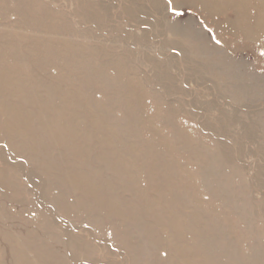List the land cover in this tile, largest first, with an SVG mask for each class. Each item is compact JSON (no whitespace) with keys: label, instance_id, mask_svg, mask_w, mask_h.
I'll return each mask as SVG.
<instances>
[{"label":"rangeland","instance_id":"obj_1","mask_svg":"<svg viewBox=\"0 0 264 264\" xmlns=\"http://www.w3.org/2000/svg\"><path fill=\"white\" fill-rule=\"evenodd\" d=\"M166 2L0 0V264H264V0Z\"/></svg>","mask_w":264,"mask_h":264},{"label":"bare ground","instance_id":"obj_2","mask_svg":"<svg viewBox=\"0 0 264 264\" xmlns=\"http://www.w3.org/2000/svg\"><path fill=\"white\" fill-rule=\"evenodd\" d=\"M238 7H240L239 5H237ZM261 26V25H260ZM262 27V26H261ZM127 100V99H126ZM141 101V100H140ZM137 102V101H136ZM4 217V215H3ZM3 235H6L5 237H3ZM0 238L3 239V241L5 242V245L9 246L11 243V234L9 231V227L8 224L5 222V220L1 219L0 220ZM2 246V245H1ZM0 246V251L2 250V247ZM15 251V250H14ZM0 257H1V252H0ZM18 257V256H17ZM10 260V259H9ZM12 261V259H11ZM19 261V260H18Z\"/></svg>","mask_w":264,"mask_h":264},{"label":"snow or ice","instance_id":"obj_3","mask_svg":"<svg viewBox=\"0 0 264 264\" xmlns=\"http://www.w3.org/2000/svg\"><path fill=\"white\" fill-rule=\"evenodd\" d=\"M166 7H167V10L170 11L174 16L184 15V12L180 10V6L178 4L174 5V0H167ZM209 31H211V29H209ZM216 43L219 44L220 41L217 40ZM261 55H264V52H262Z\"/></svg>","mask_w":264,"mask_h":264}]
</instances>
